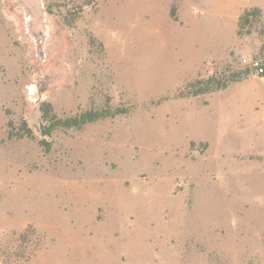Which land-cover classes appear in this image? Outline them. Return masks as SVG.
<instances>
[{
	"label": "rangeland",
	"instance_id": "374dc122",
	"mask_svg": "<svg viewBox=\"0 0 264 264\" xmlns=\"http://www.w3.org/2000/svg\"><path fill=\"white\" fill-rule=\"evenodd\" d=\"M263 24L264 0H0V264H264ZM43 102L128 111L42 136Z\"/></svg>",
	"mask_w": 264,
	"mask_h": 264
},
{
	"label": "trees",
	"instance_id": "16d2710c",
	"mask_svg": "<svg viewBox=\"0 0 264 264\" xmlns=\"http://www.w3.org/2000/svg\"><path fill=\"white\" fill-rule=\"evenodd\" d=\"M170 16L174 20H177L175 8H170ZM250 17H260V10L258 8L244 9L240 15L239 21L248 22ZM260 34L264 36V24L260 28ZM257 65L254 66L256 72L258 68L262 69L261 73H258L259 76H264V42L261 45L258 55H257ZM250 74V69L245 67L241 70H233L228 76H223L217 72L202 78H197L194 81L187 83V91L184 95L187 96H197L205 94L208 92L225 89L231 83L246 79ZM41 111V125H40V134L42 136H50L56 129H68V128H81L84 125L98 120H102L108 117H115L117 115H123L127 113V109L120 107H112L108 104L100 108H88L76 112L72 115H66L59 117L52 109V106L48 102H43L40 106ZM12 130L15 131L14 136L17 137H32V132L29 128L26 127V123L23 121L19 128L12 126ZM12 135V134H11ZM41 145L48 147V142L44 139L40 140Z\"/></svg>",
	"mask_w": 264,
	"mask_h": 264
},
{
	"label": "built area",
	"instance_id": "2783aa9c",
	"mask_svg": "<svg viewBox=\"0 0 264 264\" xmlns=\"http://www.w3.org/2000/svg\"><path fill=\"white\" fill-rule=\"evenodd\" d=\"M242 61L245 63L247 62V59L244 57L242 58ZM262 72V69L261 68H258V73H261ZM264 78V76H262Z\"/></svg>",
	"mask_w": 264,
	"mask_h": 264
}]
</instances>
